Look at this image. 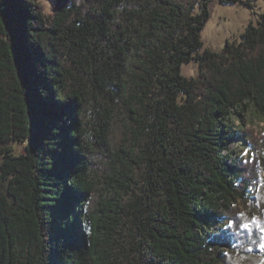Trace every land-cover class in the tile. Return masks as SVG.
I'll return each instance as SVG.
<instances>
[{"label":"trees","instance_id":"1","mask_svg":"<svg viewBox=\"0 0 264 264\" xmlns=\"http://www.w3.org/2000/svg\"><path fill=\"white\" fill-rule=\"evenodd\" d=\"M49 1L0 0V264H264V134L230 124L264 117V12L212 52L249 1Z\"/></svg>","mask_w":264,"mask_h":264},{"label":"rangeland","instance_id":"2","mask_svg":"<svg viewBox=\"0 0 264 264\" xmlns=\"http://www.w3.org/2000/svg\"><path fill=\"white\" fill-rule=\"evenodd\" d=\"M49 9V0H40ZM249 1L252 9L240 5H225L214 3L211 6V18L206 23L201 32L203 49L212 52H220L225 42H238L240 35L248 24L256 25L258 15L264 12V0H244ZM196 71L195 63L183 64L181 74L186 78L194 77ZM243 119L233 116L230 124L241 133L243 129L252 130L257 135L264 134V117L257 114L251 108H247L243 113ZM244 125V126H242ZM24 144H12L13 154L20 156L25 154ZM229 150L235 157L248 158L249 152L244 142H233L229 145Z\"/></svg>","mask_w":264,"mask_h":264},{"label":"snow or ice","instance_id":"3","mask_svg":"<svg viewBox=\"0 0 264 264\" xmlns=\"http://www.w3.org/2000/svg\"><path fill=\"white\" fill-rule=\"evenodd\" d=\"M236 223H237V227H238V229H239V230L236 232V235L239 236V235H240V232H242V231H246V230H247V225H245V224H240L239 221H237ZM227 226H228L229 228H231L233 225H232V223H229ZM262 238H264V237H262Z\"/></svg>","mask_w":264,"mask_h":264}]
</instances>
